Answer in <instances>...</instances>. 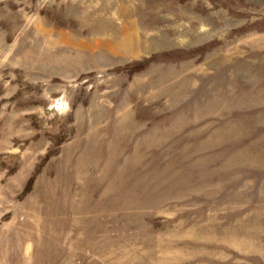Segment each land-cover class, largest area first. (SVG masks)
Masks as SVG:
<instances>
[{"label":"rangeland","instance_id":"374dc122","mask_svg":"<svg viewBox=\"0 0 264 264\" xmlns=\"http://www.w3.org/2000/svg\"><path fill=\"white\" fill-rule=\"evenodd\" d=\"M0 264H264V0H0Z\"/></svg>","mask_w":264,"mask_h":264}]
</instances>
